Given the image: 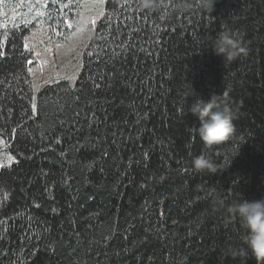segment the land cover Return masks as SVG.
<instances>
[{
	"label": "trees",
	"instance_id": "1",
	"mask_svg": "<svg viewBox=\"0 0 264 264\" xmlns=\"http://www.w3.org/2000/svg\"><path fill=\"white\" fill-rule=\"evenodd\" d=\"M192 3L106 0L75 84L36 98L25 29L0 32V135L18 158L0 169V264H256L224 253L247 234L228 207L264 198V0ZM225 31L247 56L215 54ZM192 89L243 101L232 139L203 144ZM201 152L223 170L194 171Z\"/></svg>",
	"mask_w": 264,
	"mask_h": 264
},
{
	"label": "rangeland",
	"instance_id": "2",
	"mask_svg": "<svg viewBox=\"0 0 264 264\" xmlns=\"http://www.w3.org/2000/svg\"><path fill=\"white\" fill-rule=\"evenodd\" d=\"M62 1L0 2V30H5V36L14 29H25V47L30 51L29 71L35 98L41 86L53 81L67 79L71 85L75 84L82 69L83 52L93 35L95 23L104 13L106 0H77L74 5L68 3L67 8L76 12L81 1V9L73 20L65 16L64 23L56 20L53 11ZM9 157L14 158L12 166L18 158L0 135V164L8 165Z\"/></svg>",
	"mask_w": 264,
	"mask_h": 264
},
{
	"label": "clouds",
	"instance_id": "3",
	"mask_svg": "<svg viewBox=\"0 0 264 264\" xmlns=\"http://www.w3.org/2000/svg\"><path fill=\"white\" fill-rule=\"evenodd\" d=\"M198 4L211 15L216 0H198ZM138 5L141 10L155 11L162 6V0H138ZM178 6L186 12L193 10L192 0H179ZM212 45L215 54L223 56L227 62L248 54L243 39L227 31L222 32ZM188 96L195 97L188 110L198 118L199 125L195 131L207 148L227 142L236 135L234 121L239 117L243 101H232L227 89L222 94H211L207 100L197 95L193 89ZM191 164L196 172L215 174L223 170V166L217 164L209 152L194 155ZM228 212L232 220L239 219L247 234L243 237V245H230L224 254L233 258L240 257L245 261L251 256L256 264H264V198H243L231 204Z\"/></svg>",
	"mask_w": 264,
	"mask_h": 264
},
{
	"label": "snow or ice",
	"instance_id": "4",
	"mask_svg": "<svg viewBox=\"0 0 264 264\" xmlns=\"http://www.w3.org/2000/svg\"><path fill=\"white\" fill-rule=\"evenodd\" d=\"M0 2H2V0H0ZM101 2H103V0H101ZM93 23H95V21H93ZM0 55H3V53H0ZM33 107H35V105H33ZM12 162H14V158L13 157H9V163H8V165L0 164V168L10 166V164Z\"/></svg>",
	"mask_w": 264,
	"mask_h": 264
}]
</instances>
